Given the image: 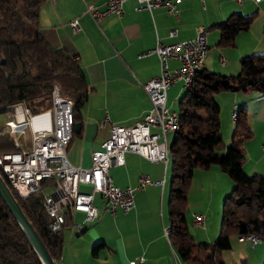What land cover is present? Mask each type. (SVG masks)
<instances>
[{"label":"crops","instance_id":"obj_1","mask_svg":"<svg viewBox=\"0 0 264 264\" xmlns=\"http://www.w3.org/2000/svg\"><path fill=\"white\" fill-rule=\"evenodd\" d=\"M108 0H45L39 7V29L52 47L73 55L91 88L83 107V122L79 134L67 146L68 160L77 167L88 168L91 155L98 150L108 136V127L99 123L106 117L120 126H131L140 121L151 108L143 85L159 75V60L154 53L157 41L164 45L189 41L195 37L196 28L208 30L209 55L204 61L205 69L221 75H236L241 58L253 53L264 54V0H182L177 5L178 16L164 8L151 12H136L135 3L123 5V15L111 14L98 23L86 13V6L99 10ZM256 14L247 31L236 36L235 47L218 46L219 32L214 25L223 22L230 14ZM76 20L79 31L72 35L70 23ZM175 30L176 35L169 33ZM220 57L225 62L220 64ZM180 65L176 59L168 60L170 69ZM185 92L178 81L166 93V107L170 112ZM220 107V131L224 148L234 131L231 119L233 110L246 109L251 137L244 141L245 161L243 170L247 175L264 176V96L256 92H221L215 96ZM2 125L6 113L0 115ZM20 135L19 144L24 150L32 146V139ZM172 134L167 136L170 145ZM219 151V152H222ZM114 185L120 189L135 187L140 176L149 177L152 184L135 193L134 207L128 213L117 210L111 215L100 194L94 205L98 217L92 223H84L81 213L74 215L82 229L76 233L69 228L64 231V243L60 264H128L143 256L147 264H184L164 236L169 225L167 210L169 185L168 164L150 162L142 156L127 152L124 164L109 170ZM233 182L217 167L196 170L188 194L192 225L201 229L193 239L211 243L220 227H214L211 215L213 202L221 200L232 190ZM206 215L203 223L196 225L195 216ZM200 226H202L200 228ZM103 246L94 251L95 245Z\"/></svg>","mask_w":264,"mask_h":264},{"label":"trees","instance_id":"obj_2","mask_svg":"<svg viewBox=\"0 0 264 264\" xmlns=\"http://www.w3.org/2000/svg\"><path fill=\"white\" fill-rule=\"evenodd\" d=\"M44 1L0 0V115L18 103L32 115L50 109L56 85L60 96L72 102L73 125L79 124L81 129L83 107L91 88L75 57L52 48L43 38L39 7ZM255 15L232 13L214 25L219 32L218 46L234 48L236 36L249 29ZM221 92H256L264 96V54L241 58L236 75L202 69L177 102L178 130L169 145L168 240L184 264H225L223 252L232 248L233 238L243 235L255 234L264 243V176L247 175L242 168L244 141L251 137L246 109L237 112L230 143L219 153L224 144L215 96ZM78 134L73 132L70 142ZM15 150L12 138L1 135L0 154ZM214 166L234 186L223 199L217 238L199 244L190 235L184 214L194 172ZM15 199L52 259L60 264L64 231L70 228V219H66L61 233L53 234L48 229L50 218L44 212L40 193ZM102 246L95 245L94 251ZM0 264H41L1 196Z\"/></svg>","mask_w":264,"mask_h":264},{"label":"built area","instance_id":"obj_3","mask_svg":"<svg viewBox=\"0 0 264 264\" xmlns=\"http://www.w3.org/2000/svg\"><path fill=\"white\" fill-rule=\"evenodd\" d=\"M127 1L135 3L136 12L164 8L178 16L177 5L182 0H108L106 7L99 10L93 5L86 6V13L98 23L103 18L114 14L123 15V5ZM242 4L245 0H234ZM259 2L260 0H253ZM72 35L78 31L76 20L70 24ZM176 31L169 33L174 37ZM264 36V25H263ZM208 30L196 28L195 37L189 41L164 45L157 41L154 53L159 60V75L143 85L151 108L134 125L120 126L113 124L108 117L99 123V127H108V136L100 148L91 155L88 168L74 166L67 158V146L74 132L73 104L59 94L56 85L52 90L51 108L32 115L22 103L8 107L7 119L0 125V136L8 135L13 140L11 153L0 154V173L14 197L26 199L36 193L42 197L44 212L50 218L48 229L53 234L62 232L66 219H70V228L80 233L82 227L74 221V215L81 213L84 223H92L98 217L94 205V194H100L106 209L111 215L117 210L128 213L134 207V196L138 191L152 184L148 176L138 178L135 187L120 189L110 176L112 166L124 164L127 152L136 153L150 162L169 161L167 136L178 130V113L170 112L166 107V93L176 82L183 83L186 89L197 72L205 69L204 61L209 55ZM76 59V58H75ZM176 59L180 65L170 69L168 60ZM225 62L220 57V64ZM232 122L237 120V110L231 113ZM30 129L32 146L29 150L20 147L19 137ZM264 149V146H263ZM196 225L203 223V216H195ZM170 223L164 228L168 239ZM239 242L252 246L260 242L255 234L238 237ZM128 264H147L143 256Z\"/></svg>","mask_w":264,"mask_h":264},{"label":"rangeland","instance_id":"obj_4","mask_svg":"<svg viewBox=\"0 0 264 264\" xmlns=\"http://www.w3.org/2000/svg\"><path fill=\"white\" fill-rule=\"evenodd\" d=\"M176 107H177V104H175L172 110H175ZM1 120H2V117H0V121ZM219 120H220V115H219ZM24 133H25L24 137L30 139V135H31L30 129L28 128ZM224 149H226V147ZM219 151H222V149ZM224 151L219 152V153H223ZM168 190H169V185H168L167 194H166V203H167ZM98 196L99 194L96 193L95 199H97ZM222 203H223V200H221L220 202V199H216L213 202L214 214L211 215V218H212V224L214 225V227H220ZM190 209L191 207L188 203L184 216L187 222L188 231L190 235L192 236L195 232H199L201 229H199L198 227H194L192 225L191 223L192 218L189 216ZM203 217H205L206 219V215H204ZM78 222L79 220L76 218V223ZM201 227L202 226H200V228ZM231 246L232 248L230 250L223 252V261L225 264H244L242 263L243 261H245V264H263L264 263V243L259 242L258 244L252 246L248 243L239 242L238 238H233L231 240Z\"/></svg>","mask_w":264,"mask_h":264},{"label":"water","instance_id":"obj_5","mask_svg":"<svg viewBox=\"0 0 264 264\" xmlns=\"http://www.w3.org/2000/svg\"><path fill=\"white\" fill-rule=\"evenodd\" d=\"M3 63L4 62L1 61V64ZM79 131H80V125L75 124L74 133H79ZM0 196L3 202L5 203L6 207L8 208V210L12 214L13 218L19 225L20 229L24 233L32 250L39 258L41 264H56V262L52 259L49 252L47 251L42 240L34 230L33 226L25 216L20 205L18 204L14 195L11 193L10 189L8 188L6 182L4 181L1 175H0Z\"/></svg>","mask_w":264,"mask_h":264}]
</instances>
